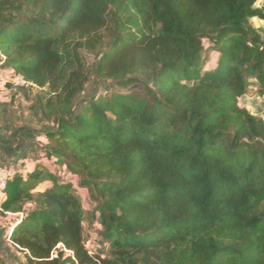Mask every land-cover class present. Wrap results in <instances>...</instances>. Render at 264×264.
<instances>
[{"label":"trees","instance_id":"trees-1","mask_svg":"<svg viewBox=\"0 0 264 264\" xmlns=\"http://www.w3.org/2000/svg\"><path fill=\"white\" fill-rule=\"evenodd\" d=\"M258 1L0 0V66L49 124L53 164L21 162L0 204L31 262L264 264V117L239 102L264 94ZM92 80L111 85L81 103Z\"/></svg>","mask_w":264,"mask_h":264},{"label":"crops","instance_id":"crops-1","mask_svg":"<svg viewBox=\"0 0 264 264\" xmlns=\"http://www.w3.org/2000/svg\"><path fill=\"white\" fill-rule=\"evenodd\" d=\"M253 22L257 27H264V20L253 18ZM11 72L12 69L0 66V80ZM4 73L5 75H2ZM8 87L10 93L4 94V86L0 84V166L16 168L26 161L30 169L37 162L43 161V158H40L41 148L47 143L49 124L44 122L34 102L38 87L30 84H8ZM256 94L257 87L251 86L248 92L240 97V105L253 114L264 117V108L252 104ZM247 101L248 104H244ZM33 156H37L35 161L31 159Z\"/></svg>","mask_w":264,"mask_h":264},{"label":"rangeland","instance_id":"rangeland-1","mask_svg":"<svg viewBox=\"0 0 264 264\" xmlns=\"http://www.w3.org/2000/svg\"><path fill=\"white\" fill-rule=\"evenodd\" d=\"M256 5L264 6V0H259L256 3ZM206 52H209L210 54L212 53V51H208V50ZM211 55H213V53ZM215 55L216 56L214 57L213 62L209 63L206 66V68H210L215 65L217 54ZM85 59L88 63L91 64L95 58L92 54L85 53ZM10 74H7L5 78H7ZM2 75H5V73ZM110 85H111L110 82H100V81H95V80L90 81L86 86V89L82 95L80 102L82 103L83 101L87 99H91L95 97L98 93L103 92L106 87L108 86L110 87ZM134 87L141 88L142 86L137 84V85L132 86L131 88H134ZM116 89L119 91L125 90V88L121 86H117ZM40 91L41 90L38 89L37 92L39 93ZM254 100L255 102H252V104H256L257 106H259V108H262V109L264 108V96H259V93H258L256 94ZM244 104H248V101L244 102ZM43 161L50 166L53 164L46 157L43 158ZM68 177L72 179L73 182L75 183V186L77 188V193L84 205V208L87 211L92 210L94 207V203L92 199L90 198L88 190L85 187L79 185V177L71 176V175ZM11 216L13 215H9L8 218L0 217V259H2L5 262V264H34L28 259L27 253L24 250L16 247L9 237L10 230H11V228H9V226H11L9 220L11 219L10 218ZM99 227H100L99 221L95 225L86 222L85 223V238H86L85 241H86V245L91 250V252L105 254L108 248V243L103 241L99 233ZM55 255L56 253H54V256Z\"/></svg>","mask_w":264,"mask_h":264},{"label":"built area","instance_id":"built-area-1","mask_svg":"<svg viewBox=\"0 0 264 264\" xmlns=\"http://www.w3.org/2000/svg\"><path fill=\"white\" fill-rule=\"evenodd\" d=\"M0 84H2L4 86L3 93L9 94L10 88L8 87V84H11L12 86H15V85L17 86V85H27V84H29V82L27 80H25L21 75L14 74L12 72L7 78L1 79ZM15 170L16 169L14 167L0 166V204H1L2 200L6 197L5 191L7 188V184H8L10 176L15 172ZM64 174H65V178H69L68 176H70V175L71 176H77V175H74L70 172H65ZM14 227H15V225L9 226V228H11L10 233Z\"/></svg>","mask_w":264,"mask_h":264}]
</instances>
